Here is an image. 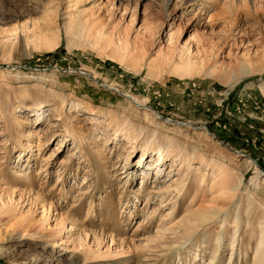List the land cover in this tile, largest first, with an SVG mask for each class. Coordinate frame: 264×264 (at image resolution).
Masks as SVG:
<instances>
[{
	"label": "rangeland",
	"instance_id": "1",
	"mask_svg": "<svg viewBox=\"0 0 264 264\" xmlns=\"http://www.w3.org/2000/svg\"><path fill=\"white\" fill-rule=\"evenodd\" d=\"M263 230L264 0H0V264H254Z\"/></svg>",
	"mask_w": 264,
	"mask_h": 264
},
{
	"label": "bare ground",
	"instance_id": "2",
	"mask_svg": "<svg viewBox=\"0 0 264 264\" xmlns=\"http://www.w3.org/2000/svg\"><path fill=\"white\" fill-rule=\"evenodd\" d=\"M186 45H189V44H186ZM185 45V46H186ZM189 49V48H188ZM188 52H189V54L191 53L190 52V49L189 50H187ZM184 57V56H183ZM189 67H191V65H189ZM188 67V68H189ZM195 68V67H194ZM185 71V70H184ZM130 98V97H129ZM134 103H136V104H138L139 106H142L141 104H139L136 100H135V98H133V97H131L130 98ZM67 135L66 136H64L63 137V141H65L69 136H71L72 135V137H74L75 139H78V136H76L77 134H75L74 135V133L72 134V132L70 131V129L69 128H67ZM76 136V137H75ZM62 141V142H63ZM68 141V140H67ZM148 155V154H147ZM157 159H155V167L157 168V167H162V166H164V164L166 163V161H167V159H166V156H165V154H164V151L162 150V148H160L159 150H158V153H157ZM146 156V154L145 153H143V155H142V158H144ZM187 160L186 159H184V160H182V162L181 163H183V165H184V163L186 162ZM250 163H252V162H250ZM182 165V166H183ZM155 168V169H156ZM155 175L157 176L158 175V177H157V179L155 180V181H158V179L160 178L159 177V172H155ZM148 177V175L146 174V176L144 177V179L146 180V178ZM145 183H144V185H143V189H146L147 188V180L146 181H144ZM184 182V181H183ZM187 182H188V180H187ZM178 184H179V182H178ZM178 184L177 185H175V187L173 186V185H168L165 189H162V190H159L158 192H154V193H157V194H161V195H166V197L168 198V197H170V196H174V198H176V202H175V204H173V207L175 208L176 206H177V203L178 202H180V198H181V196H182V192H183V190H184V184L183 185H180V186H178ZM174 187V188H173ZM154 188H157V186H154ZM174 192H176V193H174ZM175 194V195H174ZM36 203V202H35ZM179 204V203H178ZM172 215V214H171ZM65 220V221H64ZM69 221V219L68 218H63V221H62V223H63V225H65L67 222ZM194 221V220H193ZM192 221H190V223H191ZM192 224H195V227L196 226H198V224L196 223V222H194V223H192ZM199 228V227H198ZM44 229V228H43ZM64 229H65V227H64ZM188 229V228H187ZM186 229V230H187ZM195 229H197V228H195ZM191 230V229H190ZM263 235H264V230H263ZM89 236V235H88ZM88 236H87V238H88ZM52 237H54V234L52 235ZM94 239V241L93 242H98V239H100V238H93ZM98 244H99V246H100V244L102 245V241H100V242H98ZM100 249L97 251V252H95L96 250H94V252H93V249L91 248V247H89V249H83L82 250V256L84 257V259H86V260H89L90 258H98V259H105V258H108V257H117L118 256V254L119 253H114V252H110V251H105V252H102V250H101V247H99ZM261 248H264V238H262L261 240H260V242H259V246H258V248H257V253L255 254V256H254V264H264V252L263 253H260V249ZM116 252V251H115Z\"/></svg>",
	"mask_w": 264,
	"mask_h": 264
}]
</instances>
